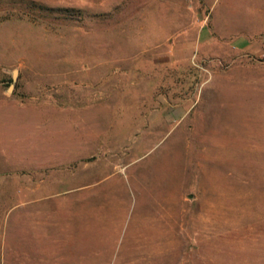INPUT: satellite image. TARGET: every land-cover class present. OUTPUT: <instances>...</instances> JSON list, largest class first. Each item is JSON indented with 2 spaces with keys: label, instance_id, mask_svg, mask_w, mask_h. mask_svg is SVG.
<instances>
[{
  "label": "rangeland",
  "instance_id": "374dc122",
  "mask_svg": "<svg viewBox=\"0 0 264 264\" xmlns=\"http://www.w3.org/2000/svg\"><path fill=\"white\" fill-rule=\"evenodd\" d=\"M0 264H264V0H0Z\"/></svg>",
  "mask_w": 264,
  "mask_h": 264
},
{
  "label": "crops",
  "instance_id": "0c3cea01",
  "mask_svg": "<svg viewBox=\"0 0 264 264\" xmlns=\"http://www.w3.org/2000/svg\"><path fill=\"white\" fill-rule=\"evenodd\" d=\"M202 34H204V33H202ZM204 37H207V36L205 35ZM176 50L178 52L175 53V55H176L175 58H177L178 60H182V61H185V60H188L189 59V55L187 53L185 54L183 52H180V50L178 48H176ZM171 110L178 111V113H179V116L178 117H174L173 119H171V122H177V121H179L187 113V110H185L184 108H182V106H176L174 109H167L164 112V119L166 120V122H167V116H169V117L171 116L169 114Z\"/></svg>",
  "mask_w": 264,
  "mask_h": 264
}]
</instances>
